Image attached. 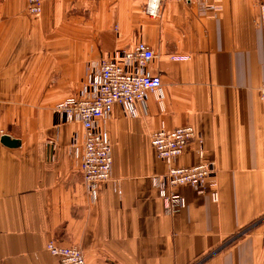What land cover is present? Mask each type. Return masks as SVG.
I'll use <instances>...</instances> for the list:
<instances>
[{
	"label": "crops",
	"instance_id": "crops-1",
	"mask_svg": "<svg viewBox=\"0 0 264 264\" xmlns=\"http://www.w3.org/2000/svg\"><path fill=\"white\" fill-rule=\"evenodd\" d=\"M27 4L0 0V264H59L51 241L87 264H264V0H167L156 18L146 0H49L39 15ZM141 42L164 101L149 94L136 119L114 109L113 182L93 201L70 154L76 125L53 108L89 63ZM163 124L203 138L218 202L186 185L185 208L168 213L152 184L168 169L150 143ZM198 147L174 164H198Z\"/></svg>",
	"mask_w": 264,
	"mask_h": 264
},
{
	"label": "built area",
	"instance_id": "built-area-1",
	"mask_svg": "<svg viewBox=\"0 0 264 264\" xmlns=\"http://www.w3.org/2000/svg\"><path fill=\"white\" fill-rule=\"evenodd\" d=\"M49 0H28L27 11L31 15L42 13L44 2ZM167 0H147L144 12L150 18L159 16L162 4ZM184 3H206L208 0H179ZM264 29V6L262 7ZM158 59L155 51L141 42L131 49L115 50L108 57L88 64L81 89L68 97L55 109L59 122L79 125L70 139V154L80 169L86 189L93 201L98 199L101 186H107L112 179L113 151L107 130L115 108L126 118H140L146 114L148 95L153 94L158 103L164 101L162 79L153 74L151 67ZM174 61L185 58L173 57ZM264 106V82L259 89ZM197 139L200 162L193 166H176L190 142ZM157 157L168 166L162 176L152 178L168 213L185 208V199L178 188L189 185L198 193H205L210 187L212 199L218 202L214 181L215 164L204 159V140L191 126L167 130L163 124L150 139ZM48 252L58 258L59 264H86L83 251L78 247L47 244Z\"/></svg>",
	"mask_w": 264,
	"mask_h": 264
},
{
	"label": "water",
	"instance_id": "water-1",
	"mask_svg": "<svg viewBox=\"0 0 264 264\" xmlns=\"http://www.w3.org/2000/svg\"><path fill=\"white\" fill-rule=\"evenodd\" d=\"M2 143L11 148L20 146V142L17 140H13L10 136H4L2 138Z\"/></svg>",
	"mask_w": 264,
	"mask_h": 264
},
{
	"label": "rangeland",
	"instance_id": "rangeland-1",
	"mask_svg": "<svg viewBox=\"0 0 264 264\" xmlns=\"http://www.w3.org/2000/svg\"><path fill=\"white\" fill-rule=\"evenodd\" d=\"M146 2H147V0H146ZM28 5V4H27ZM11 102H13V99H11ZM64 102V100L63 101H61L60 103H57V104H55L54 105V113H55V115H56V112H55V109L58 107V105H60L61 103H63ZM56 117H57V120H58V124H61V122H59V118H58V116L56 115ZM76 128H77V131H80L81 132V129H80V127H79V125H76ZM239 236V235H238ZM242 237V235H240L239 236V238H241ZM238 239V237L237 238H235L234 240H232L231 242H229L228 244H227V246L228 245H230L232 242H234L235 240H237ZM71 247H74V246H71Z\"/></svg>",
	"mask_w": 264,
	"mask_h": 264
},
{
	"label": "bare ground",
	"instance_id": "bare-ground-1",
	"mask_svg": "<svg viewBox=\"0 0 264 264\" xmlns=\"http://www.w3.org/2000/svg\"><path fill=\"white\" fill-rule=\"evenodd\" d=\"M87 264V263H86Z\"/></svg>",
	"mask_w": 264,
	"mask_h": 264
}]
</instances>
